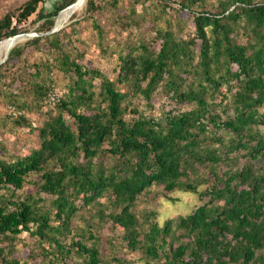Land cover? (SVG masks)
<instances>
[{
  "label": "trees",
  "instance_id": "16d2710c",
  "mask_svg": "<svg viewBox=\"0 0 264 264\" xmlns=\"http://www.w3.org/2000/svg\"><path fill=\"white\" fill-rule=\"evenodd\" d=\"M43 1L0 18V42L33 15L46 33L0 64V138L36 141L1 145L0 264H130L105 229L144 264H264V167L235 164L264 162V0H85L49 34L77 0ZM92 46L107 72L86 64ZM152 186L206 200L159 226L135 211Z\"/></svg>",
  "mask_w": 264,
  "mask_h": 264
},
{
  "label": "rangeland",
  "instance_id": "374dc122",
  "mask_svg": "<svg viewBox=\"0 0 264 264\" xmlns=\"http://www.w3.org/2000/svg\"><path fill=\"white\" fill-rule=\"evenodd\" d=\"M24 1L26 0H0V18L3 16V14L6 11H14V12L17 11V9L21 6V4ZM57 1L58 0H44L43 4L39 6L45 10H51ZM84 3H85V0L82 2V4L77 10L66 8L69 11H65L66 10L65 9L62 11L63 13L61 12L62 14L59 13L58 16L55 18V22L56 23L58 22L59 28L54 32H57L61 30L63 27H65L66 25H68L69 19L73 15L74 12L76 14L75 17L79 18L85 10ZM106 15L107 14H104V16ZM180 16L185 20L184 30L181 33V35L183 37H186L188 34H191L193 30L191 17L190 15H188L187 12H181ZM170 17H173L172 12L170 14ZM34 18H35V15L31 16L25 22H22L17 25V27L20 30H22L20 34H26L30 37H24L20 39L19 41L14 43L13 46L18 43H22L28 39H31L33 38V36L36 37V36H40L44 34L46 35V33L36 32L38 23H35V24L32 23ZM148 26H149L148 24H145V29ZM50 32H48V34ZM83 38H86V43H90L93 38V33L86 31L83 34ZM7 39H4V40H7ZM4 54L5 52L0 53V62L3 60ZM97 54H98V49L96 48V46L88 47L86 64L91 67L98 66L107 72L109 65L101 62L99 58H97ZM59 94H60V91L55 89L54 94H52V97L53 98L59 97ZM153 102L158 104L159 102H161V100L154 99ZM165 109H167V107H165ZM31 120H33V123H36L35 116H31ZM258 129H259V133L264 135V123L260 125ZM18 131H17L18 133L16 132L15 134L9 133L0 138V141H2V144H0V149H1V145H3L4 150H5L3 153L10 155V156L16 155V154L25 155L28 153L29 149L36 146L35 137L30 134H28L27 136L25 135V133H28L27 129H19ZM1 153L2 151H0V154ZM233 155L235 154L233 153ZM243 155H245V151H243L240 154H237V161L235 163L236 168L242 167V165H246V164L252 165L255 169H257V167H264V162H262V160L260 159H258L257 161L249 160L246 156H243ZM230 157H232V155ZM223 168L224 169L226 168L225 164H221L218 170L221 171ZM200 172L204 173L206 172V169L202 168ZM36 179H37L36 175H31L28 181L32 182V180H36ZM203 188L204 186H200L198 190L201 191ZM29 192H35V190L34 188H32L31 184H27V185L25 184L23 194L29 193ZM205 200L206 199H203L201 201L199 199L198 194L186 193V192H181V191L179 192L176 191V192L168 194V193H165L161 187L152 186L148 192L146 193L143 192L141 195H139L135 203V211L141 214L145 212L148 213L149 211L155 212V221L160 226V225H163V223L167 219H175L178 216L188 215L193 209L200 206L202 202ZM102 233L105 237L112 239L113 243L117 246V249H118L117 255L124 258L126 261H129L130 264H144L143 263L144 260L140 252L129 253L125 250L124 245L117 238L118 235L120 234L119 232L117 231L111 232L110 230L105 229L102 231ZM25 249L27 250V248ZM105 251L109 252L108 250H105Z\"/></svg>",
  "mask_w": 264,
  "mask_h": 264
},
{
  "label": "water",
  "instance_id": "95a60500",
  "mask_svg": "<svg viewBox=\"0 0 264 264\" xmlns=\"http://www.w3.org/2000/svg\"><path fill=\"white\" fill-rule=\"evenodd\" d=\"M78 1H79V0H77V1H76L73 5H71L70 7H76ZM58 28H59V25L56 23V24L54 25V27H53V29H52V31H51L50 33L56 31ZM24 37H30V36H28V35H26V34H16V35H14V36L8 38L7 40H10L11 42L16 43L17 41H19L20 39H22V38H24ZM31 37H32V36H31ZM33 37H34V36H33ZM1 42H2V41H1ZM1 42H0V43H1ZM9 50H10V49H9ZM9 50H7V51L5 52V54H4V58H3V60H2L1 62H3V61L6 59ZM1 62H0V64H1Z\"/></svg>",
  "mask_w": 264,
  "mask_h": 264
},
{
  "label": "bare ground",
  "instance_id": "6f19581e",
  "mask_svg": "<svg viewBox=\"0 0 264 264\" xmlns=\"http://www.w3.org/2000/svg\"><path fill=\"white\" fill-rule=\"evenodd\" d=\"M83 1H84V0H79L78 3H77V6H76V7H69V8H67V9H73V10L76 9V10H77V9L80 7V5L82 4ZM67 9H66L65 11H69V10H67ZM57 24H58V22H57ZM6 41H8V43H7V45H6V48H5V51H4V52H6L7 50H9V49L13 46V44H14V43L11 42L10 40H6ZM6 41H5V42H6Z\"/></svg>",
  "mask_w": 264,
  "mask_h": 264
}]
</instances>
